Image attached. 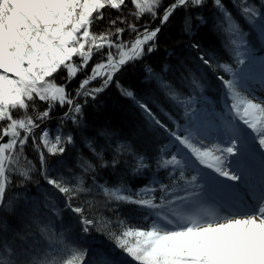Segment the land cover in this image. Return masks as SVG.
<instances>
[{
    "label": "snow or ice",
    "instance_id": "6c2138e0",
    "mask_svg": "<svg viewBox=\"0 0 264 264\" xmlns=\"http://www.w3.org/2000/svg\"><path fill=\"white\" fill-rule=\"evenodd\" d=\"M207 2L0 0V212L13 211V199H6L13 177L20 178L19 186L38 173L51 186L47 195L59 198L76 215L80 232L104 233L123 257L101 248L89 255V250L66 242L63 233L57 235L51 216L46 222L33 207L29 219L39 239H30L28 233L9 239L8 226L0 219V264H85L86 259L88 264H264V63L258 76L246 66L237 20L239 16L264 35V0H231L235 15L224 0H211L215 26L227 34L236 67L214 66L198 41L190 45L202 66L229 74L217 77L229 100L227 116L198 111L193 97L146 66L148 76L183 109V122L168 124L118 76L156 51L163 26L178 11L184 12V31L194 35L193 19L208 23L199 14ZM106 8L119 15L105 21ZM98 21H105L103 31L93 30ZM183 79L193 89L201 87L192 73ZM113 85L168 143L151 158L126 142L113 141V149L87 140L92 158L78 157L80 171L69 181L63 174L65 154L77 140L67 126L80 128L84 105ZM51 121H56L54 128ZM101 135L107 141L112 133ZM105 149L112 152L110 160ZM153 159L161 174L150 175L143 187H129L123 176L111 185L97 182L98 168L116 171L120 166L133 176L143 175ZM121 205L134 206L124 211L135 215H117ZM44 207L60 214L54 201L45 199Z\"/></svg>",
    "mask_w": 264,
    "mask_h": 264
},
{
    "label": "trees",
    "instance_id": "16d2710c",
    "mask_svg": "<svg viewBox=\"0 0 264 264\" xmlns=\"http://www.w3.org/2000/svg\"><path fill=\"white\" fill-rule=\"evenodd\" d=\"M169 1L170 0H168V2ZM209 1L211 2V0ZM210 5H212V2L210 3ZM103 11L105 12V21H107L109 17L114 19L117 15H119V13H117V11H113V9L106 8ZM129 19H131V17H129ZM177 19V16L174 17L170 21L167 30L161 32L157 53L147 58L149 62L139 61L138 63L126 67L121 73L118 74L120 83L125 88L133 91L137 99H139L140 97H149L153 101L151 102V105L154 108H159V105L163 102L158 99L156 92H152L150 89L147 90L149 87H147L146 84L145 87H140L138 83L140 79L139 77L140 75H144L146 66H150L152 69H158L157 66L159 64H162V61L165 60L167 56L162 51L164 48L175 46L177 50L179 48L180 52H183V54L181 55L182 58L185 57L186 47L183 48V43L185 44V42H187V40L189 39L186 37H184L183 39V37L178 35ZM105 21H98L97 24L93 26V30L103 31L104 27L106 26ZM219 33H223V31L219 30ZM180 38L181 41L179 40ZM194 41H198L200 45L205 49H211L213 47H216L217 45V40L213 35V32L207 29H204L199 35L193 37L192 41H190L189 43L191 44ZM161 53L163 54L160 55ZM176 53L167 56L169 60H172V57L176 56ZM189 56L190 55H187V57ZM164 96L168 97L165 92ZM92 103L95 109L92 110L90 109V107H86L84 109L83 124L80 128H76L71 124L67 126V129L71 132L76 130L80 132L81 130L82 133H77L78 141L75 148L72 149L71 152L65 154L68 159L67 166L63 169V174L69 181H71L74 173H78L80 171L77 167L78 157L84 156L89 159L92 158L89 149L85 146V141L87 140L94 141L95 144L100 148H104L106 143L111 144V147L113 149L116 147V143H113V141L119 143L126 142L127 144L132 146L133 150L139 152L141 155L151 157V153L149 151L152 138L154 137L151 133L150 127L143 129L139 128L138 124L140 122H143L146 125V123L143 121V117L145 116L131 99L121 95L120 91L113 85L111 89L101 93L95 100L92 101ZM177 110L178 108L174 107V109L172 110L173 114L171 113V111H169L167 121H164H166L167 123L168 121L169 123H172L173 121L180 120V118L178 117H180L181 115L174 113V111ZM169 117H171V119H169ZM85 126H88V129ZM152 130L153 132H155L153 128ZM104 131H109L112 133L111 138L107 141L105 137L101 135V133ZM160 136L164 137L162 134H160ZM111 156L112 152L105 149V159L110 160ZM29 158L34 159V156L30 155ZM32 175L34 177L32 181L26 182L23 185L19 186L17 185L20 178L13 177V183L9 185L8 191L6 193V199L12 198L14 201L13 211L9 213H0V219H2L8 226L9 239H14L15 233H20L22 235L28 233L32 234L30 236V239H39L37 229L29 219V217L33 215L30 209L35 207L37 209L35 215L44 218L49 214L48 209L44 207L45 199L54 201L58 208L62 205L59 198L47 195L46 190L51 191V189L45 186V181L42 179V177H40L38 173H33ZM119 176H123L127 180L129 187L136 188L137 186H141L142 184L139 181L136 182L137 179L131 180V176H133L131 172H129L126 168H121L120 166H117L116 171L111 168H98L96 179L98 183L102 184L107 181L111 185L117 180ZM86 183H90V180H86ZM97 199L102 200L103 197L100 196L97 197ZM39 201L42 203V205ZM76 203H80V201H76ZM100 211H103L106 216L107 214H112V212L108 213L109 210L107 209H100ZM116 214L118 215V212ZM62 215L63 214L60 213L58 216L62 218ZM78 226L79 225H77V227L75 228H70V231L68 233L62 231L66 242L70 243L69 241L71 240L67 239V237H71L72 239L75 237V235L79 231ZM55 233L57 235L61 234L57 232ZM91 234L95 238H101L106 244L109 245L110 243V245L114 246L112 241L104 233L92 230ZM75 240L76 239H73V241ZM73 246L85 249L84 243H77Z\"/></svg>",
    "mask_w": 264,
    "mask_h": 264
},
{
    "label": "bare ground",
    "instance_id": "6f19581e",
    "mask_svg": "<svg viewBox=\"0 0 264 264\" xmlns=\"http://www.w3.org/2000/svg\"><path fill=\"white\" fill-rule=\"evenodd\" d=\"M140 77H141V75H140ZM139 77V78H140ZM139 83V85L141 86V87H145L146 85H145V83H142L141 81L140 82H138Z\"/></svg>",
    "mask_w": 264,
    "mask_h": 264
}]
</instances>
